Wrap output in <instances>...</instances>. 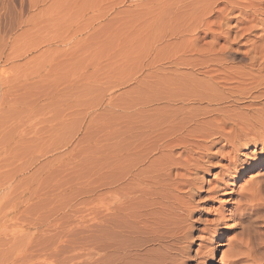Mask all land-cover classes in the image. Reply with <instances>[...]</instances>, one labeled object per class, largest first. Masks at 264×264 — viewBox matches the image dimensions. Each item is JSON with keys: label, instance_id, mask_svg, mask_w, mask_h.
<instances>
[{"label": "rangeland", "instance_id": "obj_1", "mask_svg": "<svg viewBox=\"0 0 264 264\" xmlns=\"http://www.w3.org/2000/svg\"><path fill=\"white\" fill-rule=\"evenodd\" d=\"M201 3L0 0V264H138L143 241L121 237L136 227L125 207L166 225L149 261L264 264V209L233 215L264 185V144L230 152L221 141L203 155L158 96L170 76L158 67L198 41ZM157 165L179 182L169 197Z\"/></svg>", "mask_w": 264, "mask_h": 264}, {"label": "bare ground", "instance_id": "obj_2", "mask_svg": "<svg viewBox=\"0 0 264 264\" xmlns=\"http://www.w3.org/2000/svg\"><path fill=\"white\" fill-rule=\"evenodd\" d=\"M201 2V5H198L200 9L199 7L197 8L198 10L192 9L190 13L193 17L196 14H193L196 12L195 10L197 12L200 10V13L198 12L196 15L201 16V19L197 17L201 22L199 20V22H196V15L192 19L198 25L201 24L197 29L195 27L197 24L194 23V20H191L190 23L193 22L195 26L190 32L198 33V41L199 43L202 41V43L195 46L198 41L196 42L197 39L194 36L192 43L189 40L190 45H183L174 51V54H171L168 61L170 70L169 68L158 67L159 74L170 75L162 83L163 85L161 84L162 86L159 83L160 78H158L157 85L159 83L162 87V91L159 87V92L161 91L162 95L158 96H161L159 98L163 102H173V116L171 115L170 119L172 122H175L179 115L181 117L178 118V120L180 119L179 121L170 123V125H173L172 129L177 128V131L185 132L187 136H191V145L198 146L203 155L204 153L207 155L206 152L221 141L224 142L223 148L226 146L231 147L230 152L240 150L249 144L260 143L262 145L264 144V0H201ZM189 25L191 26L192 24ZM184 27L180 30L181 35L186 33H182L183 29H190L188 26L187 28ZM219 40L223 41L222 44H219ZM181 66H184L187 70H179ZM164 105L161 109L168 106V104L167 106ZM164 119H167V117ZM161 120L159 121L161 122ZM168 129H171V126L168 128L167 125V131ZM262 152H264L263 147ZM158 164L162 165L163 163ZM160 165L155 166V172L157 173L155 179L157 178L156 181L158 180L156 184L161 182L162 185L159 184L161 186L160 190L164 189H162V186L166 187L169 192L165 191L169 193V197L173 191L172 187L178 186L179 182L165 183L161 181L159 175L164 166L161 167ZM251 167H255V164ZM230 169L236 170L235 166ZM261 183L257 182L255 188L250 189L244 195L243 202H239L233 212L235 217L239 216L238 218L241 219L252 210L251 207L255 211L264 209V200L261 203H255L253 206L249 204L251 201L254 202L259 199V194L262 189L264 190V185ZM164 195L162 197L166 200ZM158 196L162 199L160 194ZM130 198L132 199V195L123 196L124 206L129 205L128 201L130 202ZM133 198L135 199V197ZM123 209L127 211L121 213V216L125 217L126 225V220H132L136 227L123 229L121 226V237L128 238V241L132 243V239L129 240V238L131 236L133 238L136 235L143 241L141 248L136 247L139 248L136 255L141 257L145 254L138 264H160L159 261H149V259H153L146 252L153 249L155 245H157L155 248L158 246H161V248L165 247L163 246L166 243L164 241V233L160 232L166 225L160 228V232L159 228L156 227L150 229L149 226H145L146 223L144 221L145 225L140 224L142 219H138V217L140 218L139 215H141L137 213L138 211L128 213V207ZM136 209L140 210L141 208L138 207ZM156 211H159V209ZM139 212L141 213V211ZM123 217H121V225L124 223L122 221ZM156 219L155 221L158 220ZM162 219L159 218V223ZM126 246H121L124 252L126 251ZM133 252L135 251L132 249ZM123 258L126 259L125 256ZM122 264L129 263L125 262ZM130 264L132 263L130 262Z\"/></svg>", "mask_w": 264, "mask_h": 264}]
</instances>
